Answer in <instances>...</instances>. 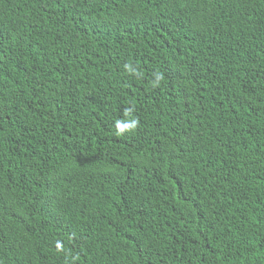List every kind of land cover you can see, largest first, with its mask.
Masks as SVG:
<instances>
[{"label": "trees", "instance_id": "obj_1", "mask_svg": "<svg viewBox=\"0 0 264 264\" xmlns=\"http://www.w3.org/2000/svg\"><path fill=\"white\" fill-rule=\"evenodd\" d=\"M0 264H264V0H0Z\"/></svg>", "mask_w": 264, "mask_h": 264}]
</instances>
